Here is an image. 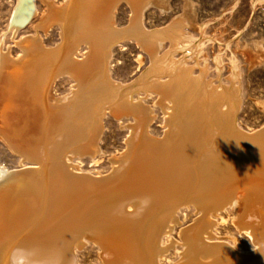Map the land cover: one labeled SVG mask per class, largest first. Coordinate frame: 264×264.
<instances>
[{"label": "bare ground", "instance_id": "bare-ground-1", "mask_svg": "<svg viewBox=\"0 0 264 264\" xmlns=\"http://www.w3.org/2000/svg\"><path fill=\"white\" fill-rule=\"evenodd\" d=\"M120 1L69 0L62 12L46 2L50 12L35 29L47 34L58 25L60 46L47 49L37 34L17 44L19 58L1 54L0 138L32 166L0 172V264H80L76 252L86 240L101 248L104 264H162L170 247L179 249L165 247L171 240L183 246L176 264H264V128L238 127V87L218 90L203 70L194 76L173 58L180 27L143 28L153 0H124L139 8L133 28L114 25ZM37 12L36 0H18L10 29L18 33ZM130 38L148 50L151 65L123 85L110 60ZM165 41L172 50L160 56ZM62 78L73 89L56 98ZM139 90L160 97L162 139L150 132L154 110L131 98ZM107 109L135 119L127 150L109 175H83L71 160L101 153ZM184 204L199 218L181 225L179 240L173 233ZM237 206L234 225L255 245L249 254L213 242V215L223 222L222 213Z\"/></svg>", "mask_w": 264, "mask_h": 264}, {"label": "rangeland", "instance_id": "rangeland-1", "mask_svg": "<svg viewBox=\"0 0 264 264\" xmlns=\"http://www.w3.org/2000/svg\"><path fill=\"white\" fill-rule=\"evenodd\" d=\"M46 2L53 4L57 12H62L69 0H36L37 15L14 34L10 24L18 0H0V59L1 54L8 50L15 58L22 56L17 44L24 38L36 37L37 34L43 38L47 49L54 50L60 46L62 38L58 25H53L47 34L35 29L40 19L50 12ZM138 12V7L127 1H120L114 25L119 28H133L139 17ZM142 26L148 32L180 27L183 41L174 46L173 58L192 68L194 76H200L203 70L205 80L218 90L238 87L241 95V107L236 118L238 127L248 134L264 128V0H153V4L143 13ZM171 50V42L165 41L158 54L163 56ZM86 52L87 48L82 47L78 57L82 58ZM150 65L148 50L134 38L120 42L113 48L110 71L118 83L132 84ZM72 89L73 81L62 78L57 81L53 96H69ZM131 98L154 110L156 118L150 132L154 137L162 139L166 126L164 113L157 103L160 97L153 91L146 93L139 90ZM117 115V118L113 117L108 109L105 112V130L99 142L100 154L94 159L85 156L72 158L71 163L78 166L76 170H81L83 175H109L116 166L113 160L120 159L126 152L135 119L125 111H120ZM29 166H32L31 162L22 160L0 138V172H19ZM184 205L178 211L180 223L177 224V231L173 233L179 240L178 230L192 225L199 218V212L192 204L189 207ZM239 210L237 206L229 209L228 213L223 212V222L213 215L219 221L213 242L223 240L222 242L249 254L255 249L254 243L234 225ZM174 244L179 248L178 251L175 247H170L164 254L162 264H176L181 260L182 245L171 240L165 247ZM81 245L76 252L80 264H104L101 259L103 251L97 244L86 240Z\"/></svg>", "mask_w": 264, "mask_h": 264}]
</instances>
